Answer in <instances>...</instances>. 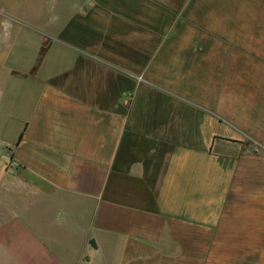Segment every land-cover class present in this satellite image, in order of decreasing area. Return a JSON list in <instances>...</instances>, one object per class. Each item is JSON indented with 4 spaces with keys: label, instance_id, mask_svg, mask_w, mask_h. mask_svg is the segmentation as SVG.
I'll list each match as a JSON object with an SVG mask.
<instances>
[{
    "label": "crops",
    "instance_id": "crops-1",
    "mask_svg": "<svg viewBox=\"0 0 264 264\" xmlns=\"http://www.w3.org/2000/svg\"><path fill=\"white\" fill-rule=\"evenodd\" d=\"M39 1L0 19V264H264V0Z\"/></svg>",
    "mask_w": 264,
    "mask_h": 264
},
{
    "label": "rangeland",
    "instance_id": "rangeland-1",
    "mask_svg": "<svg viewBox=\"0 0 264 264\" xmlns=\"http://www.w3.org/2000/svg\"><path fill=\"white\" fill-rule=\"evenodd\" d=\"M53 2L54 0H43V2ZM47 3V2H46ZM36 4H43L39 0H0V19L8 21V18H4L1 14H4L3 11H7L13 14L20 15L27 20L36 19L32 9ZM12 37V31L8 30L6 27H0V39L5 40ZM21 60H17V66L22 65ZM0 198H3V193L0 191Z\"/></svg>",
    "mask_w": 264,
    "mask_h": 264
}]
</instances>
